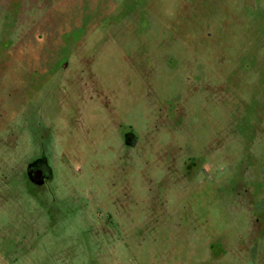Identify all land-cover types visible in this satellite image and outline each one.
<instances>
[{
	"label": "rangeland",
	"instance_id": "1",
	"mask_svg": "<svg viewBox=\"0 0 264 264\" xmlns=\"http://www.w3.org/2000/svg\"><path fill=\"white\" fill-rule=\"evenodd\" d=\"M0 264H264V0H0Z\"/></svg>",
	"mask_w": 264,
	"mask_h": 264
},
{
	"label": "flooded vegetation",
	"instance_id": "2",
	"mask_svg": "<svg viewBox=\"0 0 264 264\" xmlns=\"http://www.w3.org/2000/svg\"><path fill=\"white\" fill-rule=\"evenodd\" d=\"M191 167H193V166H191ZM37 170H38V169H37ZM191 170H192V168H191ZM192 171H193V170H192ZM46 175H47V174L43 172V176H44L43 179H45V176H46Z\"/></svg>",
	"mask_w": 264,
	"mask_h": 264
}]
</instances>
